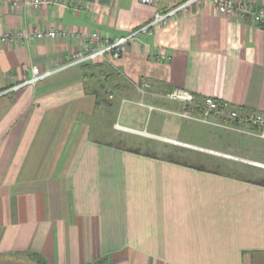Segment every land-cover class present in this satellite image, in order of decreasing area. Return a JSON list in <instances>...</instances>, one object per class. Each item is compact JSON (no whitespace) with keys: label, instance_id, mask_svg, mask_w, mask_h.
<instances>
[{"label":"crops","instance_id":"1","mask_svg":"<svg viewBox=\"0 0 264 264\" xmlns=\"http://www.w3.org/2000/svg\"><path fill=\"white\" fill-rule=\"evenodd\" d=\"M179 1L0 3V36L39 27L112 38ZM247 1L264 6V0ZM84 43L0 40V264H37L31 254L44 264L104 257L110 264H264V174L216 173L210 164L199 170L99 137L134 128L116 127L113 115L105 121L115 104L106 108L103 83L110 98L158 97L180 87L264 113V26L222 14L205 0L138 34L117 59L72 66L9 90L29 66L49 68ZM141 81L150 85L145 92L137 90ZM238 130L262 138L256 127ZM179 155L193 164L196 157L223 161L200 152Z\"/></svg>","mask_w":264,"mask_h":264},{"label":"built area","instance_id":"2","mask_svg":"<svg viewBox=\"0 0 264 264\" xmlns=\"http://www.w3.org/2000/svg\"><path fill=\"white\" fill-rule=\"evenodd\" d=\"M46 0H0V3H7L11 5H25L28 7H37L44 3ZM144 4L157 3L160 0H140ZM205 0H180L173 7L165 10H155L152 18L140 25L136 29L130 32L116 36L109 37L108 35H102L98 31H91L90 33H80L77 30L69 28H48L42 29L34 27L30 30H20L18 32H4L0 36V40H7L10 38L16 39L18 42H26L31 39H53V38H83L85 43L78 49L72 52V54L65 60H59L54 62L49 68L40 70L36 65H31L27 68L29 74L23 80L13 84L9 90H18L26 85H35L38 81L51 76L57 72L67 69L72 66H79L84 64L94 63L98 59L113 60L119 58L126 50L130 40L134 39L138 34L150 33L156 25L166 23V21L174 17L178 13L186 12L192 4H198ZM214 8L226 15H238L252 21L256 26H264V6L255 5L252 1L247 0H209ZM160 60H167L166 54H160L158 56ZM149 83L145 81L138 82L137 90L145 92ZM167 99L177 102H183L193 106L196 98L195 95L184 88L174 87L163 93ZM201 115L202 116H219L226 117L237 123L252 125L257 128V133L260 137L264 138V113L248 111L244 108H236L230 106L225 101L217 100L212 96H205L200 101ZM189 111V110H187ZM174 144H179L185 147L205 151L214 155H218L224 158L246 161L244 158H240L230 153L221 152L215 149L204 148L188 142H182L175 139L165 138ZM253 165L264 167L263 163L251 162Z\"/></svg>","mask_w":264,"mask_h":264},{"label":"rangeland","instance_id":"3","mask_svg":"<svg viewBox=\"0 0 264 264\" xmlns=\"http://www.w3.org/2000/svg\"><path fill=\"white\" fill-rule=\"evenodd\" d=\"M102 85L106 88L105 99L108 101V104H105L106 108L109 107L110 103L111 105L115 104L114 113L112 112L113 108H111V112L104 114L105 121L113 115L115 120L120 123L116 124V127L123 129L125 126L122 124H124L134 128L127 131L121 130L119 135L111 133L112 136L105 130L104 136H99L100 138L110 139L118 145L142 151H154L164 154L172 151L173 147L171 145L173 143L169 144L161 141L166 140V137L159 136L160 138L153 139L158 137L155 135V133H158L167 135L168 139L198 143L203 145L202 147L204 148L227 150V152L246 160L222 159L223 164L220 167L224 171H232L249 177L253 175L259 177V173L257 172L264 174V171L249 167L253 165L251 162L260 161L248 159L252 158L264 161V138L252 137L238 130L239 127L250 129L253 127L252 125L241 124L242 126H239L238 123L226 117L202 116L193 111V106L189 108V104L172 101L162 94L158 97L144 93L142 96L132 95L127 98L126 96L110 98L107 94V84L103 83ZM129 108H131L130 112H127ZM200 160L206 161L207 165H211L210 160H206L205 157L200 158ZM260 163L264 164V162ZM27 263L35 264L29 261V259Z\"/></svg>","mask_w":264,"mask_h":264},{"label":"trees","instance_id":"4","mask_svg":"<svg viewBox=\"0 0 264 264\" xmlns=\"http://www.w3.org/2000/svg\"><path fill=\"white\" fill-rule=\"evenodd\" d=\"M89 66V64H85V65H83V67L84 68H87ZM101 86H102V84H100ZM165 93V92H164ZM98 98V97H97ZM195 98H196V101H195V103H194V105H193V111L194 112H197L198 114H200L201 113V108H200V101H201V99L202 98H200V97H197V96H195ZM99 99V98H98ZM103 100H104V98H103ZM218 100V99H217ZM252 128H255V126L254 127H252ZM167 138V137H166ZM179 140V139H178ZM165 141H167V140H164V142ZM167 143H172V142H167ZM189 143V142H188ZM172 147H173V149H172V151H169V152H166L165 154L166 155H168L169 157H168V159H169V161H171V162H175V163H179V164H183V165H186V166H190V167H193V168H196V169H199V170H204V169H206L207 168V163H206V161H202V160H200V159H195V161L196 162H198L199 164H193V163H191V162H189L186 158H183L182 156H180L179 155V157H177L176 156V154H178V153H180V152H184V151H186V152H200V153H205V154H207L208 156H211V157H216V158H220V159H227V158H224V157H221V156H218V155H213V154H211V153H208V152H205V151H200V150H197V149H193V148H189V147H185V146H182V145H179V144H172L171 145ZM133 151H135V152H138L137 151V149H135V150H133ZM147 152H151V153H154V154H157L156 152H154V151H147ZM162 154H164V153H162ZM206 160H208V159H206ZM228 160V159H227ZM210 163H212L210 166H211V168L212 169H209V170H211V171H214V172H216V173H218V172H220L221 170L222 171H224V169L223 168H221L220 167V165L221 164H223V162H210ZM209 166V165H208ZM214 169V170H213ZM226 172H228V171H226ZM31 257L32 258H34V261L37 263V264H44V262H43V260L41 259V258H39V257H36L35 255H33V254H31ZM31 258V259H32ZM92 264H110V261H109V258H107V257H104V258H101L100 260H98V261H95V262H93Z\"/></svg>","mask_w":264,"mask_h":264}]
</instances>
